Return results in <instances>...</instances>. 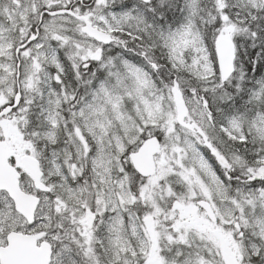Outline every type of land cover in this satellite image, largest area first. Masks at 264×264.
Listing matches in <instances>:
<instances>
[{"label":"snow or ice","instance_id":"snow-or-ice-1","mask_svg":"<svg viewBox=\"0 0 264 264\" xmlns=\"http://www.w3.org/2000/svg\"><path fill=\"white\" fill-rule=\"evenodd\" d=\"M0 264H264V0H0Z\"/></svg>","mask_w":264,"mask_h":264}]
</instances>
